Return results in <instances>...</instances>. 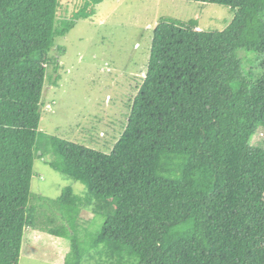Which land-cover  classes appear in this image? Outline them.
Masks as SVG:
<instances>
[{"label":"trees","instance_id":"trees-1","mask_svg":"<svg viewBox=\"0 0 264 264\" xmlns=\"http://www.w3.org/2000/svg\"><path fill=\"white\" fill-rule=\"evenodd\" d=\"M101 1L0 0V264L33 227L71 240L65 264H264V0H190L230 6L223 29L162 17L109 152L40 127L58 40ZM37 161L85 190L32 192Z\"/></svg>","mask_w":264,"mask_h":264},{"label":"rangeland","instance_id":"rangeland-1","mask_svg":"<svg viewBox=\"0 0 264 264\" xmlns=\"http://www.w3.org/2000/svg\"><path fill=\"white\" fill-rule=\"evenodd\" d=\"M61 3L59 14L68 18L83 0ZM95 10L90 17L80 18L58 40L65 53L57 71L49 67L40 127L47 133L109 152L125 129L131 99L146 75L158 21L165 16L196 18L201 29H223L233 11L230 6L190 0H104ZM35 171L32 192L36 194L57 198L66 186L77 193L85 190L81 182L43 161L36 162ZM92 216L89 210L80 214L85 225L93 220ZM94 220L88 232L80 231L85 242L103 223L101 216ZM70 252L68 237L33 227L24 238L20 264H65Z\"/></svg>","mask_w":264,"mask_h":264}]
</instances>
